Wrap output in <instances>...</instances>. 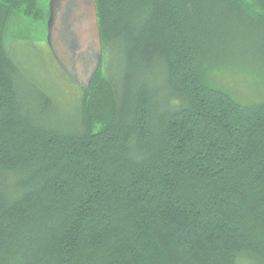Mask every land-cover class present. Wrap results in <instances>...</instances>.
Segmentation results:
<instances>
[{
    "label": "trees",
    "instance_id": "obj_1",
    "mask_svg": "<svg viewBox=\"0 0 264 264\" xmlns=\"http://www.w3.org/2000/svg\"><path fill=\"white\" fill-rule=\"evenodd\" d=\"M48 2L0 0V264H264V97L217 80L264 64V0H96L102 61L62 120L6 39L46 42Z\"/></svg>",
    "mask_w": 264,
    "mask_h": 264
},
{
    "label": "rangeland",
    "instance_id": "obj_2",
    "mask_svg": "<svg viewBox=\"0 0 264 264\" xmlns=\"http://www.w3.org/2000/svg\"><path fill=\"white\" fill-rule=\"evenodd\" d=\"M17 34L22 36L15 37ZM43 34L42 24L35 30H26V27L18 25L7 34L9 49L21 65L23 76L19 79V84L26 93L32 92L36 87H50L57 97L56 106L52 108L53 117L69 119L75 114L74 109L82 94L81 87L64 73L54 59L47 40L43 41ZM241 63L237 69L231 68V71L218 73L217 80L243 102L261 99L264 97V64Z\"/></svg>",
    "mask_w": 264,
    "mask_h": 264
},
{
    "label": "water",
    "instance_id": "obj_3",
    "mask_svg": "<svg viewBox=\"0 0 264 264\" xmlns=\"http://www.w3.org/2000/svg\"><path fill=\"white\" fill-rule=\"evenodd\" d=\"M47 43L65 73L88 89L102 61L96 0H49Z\"/></svg>",
    "mask_w": 264,
    "mask_h": 264
}]
</instances>
